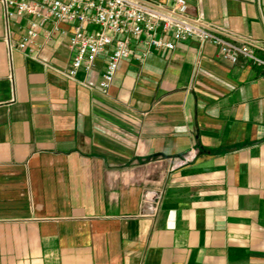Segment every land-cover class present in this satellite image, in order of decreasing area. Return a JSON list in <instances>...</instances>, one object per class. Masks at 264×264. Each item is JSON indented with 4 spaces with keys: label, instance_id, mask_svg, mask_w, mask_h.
<instances>
[{
    "label": "crops",
    "instance_id": "obj_1",
    "mask_svg": "<svg viewBox=\"0 0 264 264\" xmlns=\"http://www.w3.org/2000/svg\"><path fill=\"white\" fill-rule=\"evenodd\" d=\"M187 2L264 60V0ZM4 13L0 264H264L263 66L192 40L122 62L104 94V62L71 81L69 35L34 58Z\"/></svg>",
    "mask_w": 264,
    "mask_h": 264
},
{
    "label": "built area",
    "instance_id": "obj_2",
    "mask_svg": "<svg viewBox=\"0 0 264 264\" xmlns=\"http://www.w3.org/2000/svg\"><path fill=\"white\" fill-rule=\"evenodd\" d=\"M5 19L25 20L17 48L36 57L41 46L39 37L50 42L56 35L67 37L73 60L67 77L81 85V72H93L104 62L100 89L108 94L122 62L135 60L143 64L155 53L172 52L179 43L197 40L202 46L211 44L224 60L238 64L248 59L264 67L252 43H237L223 28L187 16V0H1ZM53 23L50 30L46 25ZM66 25L69 29L62 28ZM192 160H178L174 168ZM149 214L157 215L161 197L146 196ZM145 214V213H144Z\"/></svg>",
    "mask_w": 264,
    "mask_h": 264
}]
</instances>
